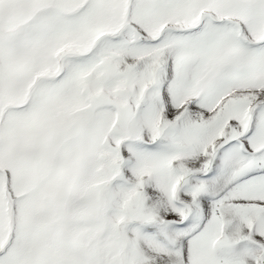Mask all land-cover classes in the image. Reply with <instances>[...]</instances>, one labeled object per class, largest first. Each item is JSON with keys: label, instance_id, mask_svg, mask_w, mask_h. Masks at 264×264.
<instances>
[{"label": "snow or ice", "instance_id": "snow-or-ice-1", "mask_svg": "<svg viewBox=\"0 0 264 264\" xmlns=\"http://www.w3.org/2000/svg\"><path fill=\"white\" fill-rule=\"evenodd\" d=\"M0 264H264V0H0Z\"/></svg>", "mask_w": 264, "mask_h": 264}]
</instances>
